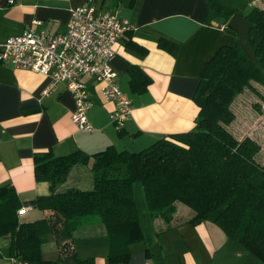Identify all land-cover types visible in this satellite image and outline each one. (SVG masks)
Returning a JSON list of instances; mask_svg holds the SVG:
<instances>
[{"label": "crops", "instance_id": "0c3cea01", "mask_svg": "<svg viewBox=\"0 0 264 264\" xmlns=\"http://www.w3.org/2000/svg\"><path fill=\"white\" fill-rule=\"evenodd\" d=\"M13 1L9 4L0 0V45L8 37L21 34L28 25L35 31L63 32L70 10L86 0ZM130 1L96 0L101 10L132 23L131 40L147 50L141 55L127 49L122 40L115 46L110 61L121 92L131 102V113L123 122L120 136L109 121L112 104L102 101L92 78L82 77L91 102L86 116L92 130L85 132L70 120L74 103L64 84H57L52 92L43 95L50 81L48 76L0 64V186L10 184L21 201L52 192L46 181L34 178L35 152L50 150L60 156L80 150L91 154L107 146L135 152L159 137L191 130L198 111L192 96L202 67L220 46L235 42V37L223 29L227 24L224 15L230 13L228 18L234 13L241 15L259 0H135L132 6ZM210 4L218 6L223 15L209 18L207 23ZM159 38L177 43V54L172 56L159 48ZM130 65L139 66L151 77L145 92H131ZM68 188H92L90 164L72 166L55 191ZM136 191L141 196L138 188ZM137 198L141 207L140 197ZM23 206L29 209L18 217L20 221L43 216L32 205ZM191 214L179 203L168 224L152 220L148 212L138 213L143 240L131 244L128 262L119 264H143L147 260L155 264H263L238 243L227 239L215 224L188 223ZM105 235L100 220L84 218L74 232L75 248L83 256H93L94 264H108ZM0 238L9 244L8 237ZM44 244L42 257L55 260L54 242L48 241L46 250Z\"/></svg>", "mask_w": 264, "mask_h": 264}, {"label": "trees", "instance_id": "16d2710c", "mask_svg": "<svg viewBox=\"0 0 264 264\" xmlns=\"http://www.w3.org/2000/svg\"><path fill=\"white\" fill-rule=\"evenodd\" d=\"M209 7L207 23L223 15L218 6ZM241 16L248 24L246 43L253 58L241 48L236 29L225 23L223 29L235 42L220 46L203 65L192 96L198 111L191 130L159 137L135 152L113 146L91 154L35 152L34 178L46 181L52 192L28 202L21 201L10 184L0 186V237L9 238V257L29 264H94L93 256H83L75 248L74 232L84 218L97 216L106 232L107 263H127L129 246L143 240L133 196V185L139 182L152 220L170 223L176 204L181 203L192 211L188 223L215 224L227 239L264 264V161L256 159L260 146L250 136L237 138L227 129L235 118L231 109L235 97L253 89V83L264 86V0ZM131 32L123 37L124 46L146 54L131 40ZM157 45L172 56L179 47L163 38ZM128 77L133 93H143L151 84V77L136 65L128 67ZM117 131L122 135L121 128ZM88 164L91 189L55 191L72 166ZM25 204L43 216L20 221L17 212ZM50 240L55 244V260L42 257L41 247Z\"/></svg>", "mask_w": 264, "mask_h": 264}, {"label": "built area", "instance_id": "2783aa9c", "mask_svg": "<svg viewBox=\"0 0 264 264\" xmlns=\"http://www.w3.org/2000/svg\"><path fill=\"white\" fill-rule=\"evenodd\" d=\"M130 30L133 25L128 20L101 10L96 0H86L70 10L63 32L35 31L28 25L21 34L8 37L0 45V64L48 76L50 81L43 95L52 92L57 84H64L74 103L70 120L78 130L85 132L92 130L86 116L91 103L82 77L92 78L102 101L112 104L109 121L119 129L131 113V102L121 92L110 61L115 55V46ZM28 209L20 208L18 216ZM7 264L29 263L8 257ZM143 264L155 263L147 260Z\"/></svg>", "mask_w": 264, "mask_h": 264}, {"label": "rangeland", "instance_id": "374dc122", "mask_svg": "<svg viewBox=\"0 0 264 264\" xmlns=\"http://www.w3.org/2000/svg\"><path fill=\"white\" fill-rule=\"evenodd\" d=\"M252 88L253 89H244L243 92L237 95L232 101L231 109L235 113V118L227 125V129L237 138H242L247 135L255 139L260 146V152L257 154L256 159L261 162L264 161V86L253 83ZM137 188L140 190L141 196L136 191ZM133 194L138 213L147 212L142 187L139 182L133 186ZM137 196L140 197L141 207ZM179 205L185 207V209L192 213L187 206L181 203H179ZM89 218L99 219L97 216H94L86 217V220ZM47 245L46 242L44 244L45 250L47 249ZM8 257V244L6 239L0 238V263H6Z\"/></svg>", "mask_w": 264, "mask_h": 264}, {"label": "water", "instance_id": "95a60500", "mask_svg": "<svg viewBox=\"0 0 264 264\" xmlns=\"http://www.w3.org/2000/svg\"><path fill=\"white\" fill-rule=\"evenodd\" d=\"M228 26H232L236 29L238 40L241 48L251 57L253 58V53L248 48L246 43V29L248 24L242 19V16L239 13H235L231 15V17L227 21Z\"/></svg>", "mask_w": 264, "mask_h": 264}]
</instances>
